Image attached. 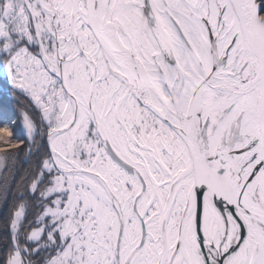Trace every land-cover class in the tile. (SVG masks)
<instances>
[{"label": "snow or ice", "instance_id": "6c2138e0", "mask_svg": "<svg viewBox=\"0 0 264 264\" xmlns=\"http://www.w3.org/2000/svg\"><path fill=\"white\" fill-rule=\"evenodd\" d=\"M0 264H264V0H0Z\"/></svg>", "mask_w": 264, "mask_h": 264}]
</instances>
